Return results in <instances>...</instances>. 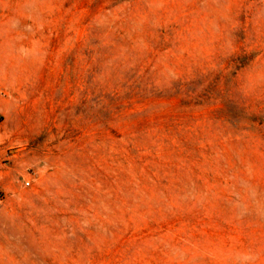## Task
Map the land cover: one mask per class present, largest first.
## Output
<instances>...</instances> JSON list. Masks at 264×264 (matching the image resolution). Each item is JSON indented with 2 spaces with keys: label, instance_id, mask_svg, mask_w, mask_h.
Masks as SVG:
<instances>
[{
  "label": "rangeland",
  "instance_id": "rangeland-1",
  "mask_svg": "<svg viewBox=\"0 0 264 264\" xmlns=\"http://www.w3.org/2000/svg\"><path fill=\"white\" fill-rule=\"evenodd\" d=\"M0 264H264V0H0Z\"/></svg>",
  "mask_w": 264,
  "mask_h": 264
}]
</instances>
